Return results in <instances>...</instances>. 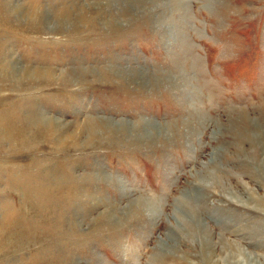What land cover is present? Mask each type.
<instances>
[{
    "label": "rangeland",
    "instance_id": "rangeland-1",
    "mask_svg": "<svg viewBox=\"0 0 264 264\" xmlns=\"http://www.w3.org/2000/svg\"><path fill=\"white\" fill-rule=\"evenodd\" d=\"M1 50L0 264H264V0H0Z\"/></svg>",
    "mask_w": 264,
    "mask_h": 264
},
{
    "label": "bare ground",
    "instance_id": "bare-ground-1",
    "mask_svg": "<svg viewBox=\"0 0 264 264\" xmlns=\"http://www.w3.org/2000/svg\"><path fill=\"white\" fill-rule=\"evenodd\" d=\"M113 1H116L117 2V0H113ZM126 1H130V2H132V3H134V0H122V3H124V2H126ZM143 0H140V2H142ZM18 5H19V3H17ZM16 11L19 13V15H24L23 13L24 12H27L28 10H26L25 8H17L16 9ZM16 13V12H15ZM28 13V12H27ZM30 14V13H29ZM26 16V15H25ZM32 17V16H31ZM33 19V18H32ZM1 57H2V50L0 51V59H1ZM7 67H8V65H7ZM6 69V68H5ZM18 71V73H17V71ZM15 71L14 70H12V72L11 73H13L14 75L16 74V77L18 78V74H21V72L19 73V69H16ZM151 130V129H150ZM244 135V134H243ZM255 137V136H254ZM242 139H244V136H243V138ZM259 147V146H258ZM260 147H262V146H260ZM262 149V148H261ZM260 151V150H259ZM201 222V221H200ZM202 223V222H201ZM196 224H197V221H196ZM203 226V225H202ZM207 229H205L204 228V226L203 227H201L200 228V230L199 231H201V233H202V235L203 236H206L207 234H206V231ZM195 238V237H194ZM193 241V240H192ZM209 250V252H210V254H207L208 251ZM203 255L206 257L205 259H206V261L208 262V263H210V264H224V263H222V262H219V261H216V260H214L213 258H211L212 257V252H211V250H210V247H207L206 246V248H204V251H203ZM208 255V256H207ZM211 258V259H210ZM227 260V256L225 257V259H224V261H226ZM228 261L230 262V264H256V263H254V262H252V261H249V260H247V259H245V258H243V257H240V255H237V256H230V258H228ZM257 264H259V262H257Z\"/></svg>",
    "mask_w": 264,
    "mask_h": 264
},
{
    "label": "crops",
    "instance_id": "crops-1",
    "mask_svg": "<svg viewBox=\"0 0 264 264\" xmlns=\"http://www.w3.org/2000/svg\"><path fill=\"white\" fill-rule=\"evenodd\" d=\"M20 47H22V48H23V49H22V53H23V55H22V56H23V58H24V59H26L27 57H30L29 55H27V52H26V51H27V49H24V45H21V44H20ZM39 59L41 60V58H40V57H39V58H36V60H39ZM23 61H24V62H26V63H28V60H26V61H25V60H23ZM29 62H30V64H29V67H40V66H38V65H37V66H36V65H34V63H33V62H31V61H29ZM49 65L51 66V62H50V64H49ZM50 66H44V68H52V67H50ZM25 67H26V66H25ZM7 180H8V179H7Z\"/></svg>",
    "mask_w": 264,
    "mask_h": 264
}]
</instances>
